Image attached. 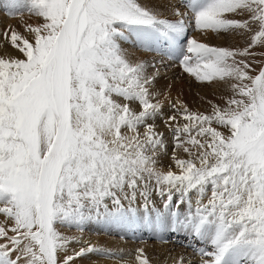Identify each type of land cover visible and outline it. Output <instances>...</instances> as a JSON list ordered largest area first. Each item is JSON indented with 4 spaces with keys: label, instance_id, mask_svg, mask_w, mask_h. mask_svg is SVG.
Masks as SVG:
<instances>
[{
    "label": "snow or ice",
    "instance_id": "snow-or-ice-1",
    "mask_svg": "<svg viewBox=\"0 0 264 264\" xmlns=\"http://www.w3.org/2000/svg\"><path fill=\"white\" fill-rule=\"evenodd\" d=\"M22 7L43 22L26 25L31 39L0 33L23 57L0 55V264L116 256L61 231L93 223L184 235L197 264H264V0H181L171 19L153 0H10L9 15ZM190 29L249 35L221 47ZM164 45L198 81L227 86L223 106L169 100L164 119L159 70L133 51ZM135 260L150 264L143 248Z\"/></svg>",
    "mask_w": 264,
    "mask_h": 264
},
{
    "label": "rangeland",
    "instance_id": "rangeland-1",
    "mask_svg": "<svg viewBox=\"0 0 264 264\" xmlns=\"http://www.w3.org/2000/svg\"><path fill=\"white\" fill-rule=\"evenodd\" d=\"M26 2L27 0H25ZM162 2L161 0H153L162 17L175 18L174 9L180 6L181 0H164L165 3ZM9 4L10 0H0V33L11 28L31 39V34L26 32V25L29 23L35 25L43 21L35 15L30 14L27 7L20 9V13L22 14L10 16ZM236 18L242 19L244 17L238 16ZM189 35L215 46L243 48L246 46L249 34H241L242 37L235 33L221 34L219 36L212 33L202 35L199 31L190 29ZM125 47L130 46L125 45ZM166 48L167 45H164L160 51H150L146 48L133 49L136 57L155 64L159 70L154 90L161 93L158 98L165 103L163 109L164 119L172 114V109L168 103L169 100L173 103L179 101L183 105H186L190 111H198L204 114H210L213 105L223 106L224 99L223 101H219L218 93L221 89H228L225 87V84L219 81L212 83L198 81L194 76L183 70L179 60L172 58L164 51ZM9 54L11 57L23 58L18 51H14L11 47H7L6 43L0 42V55L8 56ZM230 95L231 92L226 94L224 98ZM156 123L158 131L164 133L167 145L166 152H162L160 155L159 166L167 171L169 165L173 164L171 159L174 146L173 140L171 132L166 127L163 119H158ZM177 155L185 157L182 151H178ZM173 170H176L174 165ZM2 220L3 217L0 216V221ZM61 231L69 236L81 237L83 241L94 244L98 248L108 249L117 253L116 256L89 253L84 258H78L75 264H137L135 255L136 250L140 248L144 249L150 260V264H177L181 256H183L184 264H197L200 259L199 254L193 248L188 247L189 244L198 242L167 230L141 228L138 226L133 232L126 229L121 230L109 227L102 223H93L86 226L83 232H79L75 228H62ZM80 246V244L74 243L72 248L78 250Z\"/></svg>",
    "mask_w": 264,
    "mask_h": 264
},
{
    "label": "bare ground",
    "instance_id": "bare-ground-1",
    "mask_svg": "<svg viewBox=\"0 0 264 264\" xmlns=\"http://www.w3.org/2000/svg\"><path fill=\"white\" fill-rule=\"evenodd\" d=\"M161 1L164 2V0H161ZM165 1H169V0H165ZM163 2H162V3H163ZM164 3H165V2H164ZM166 18H168V17H166ZM241 37H242V35H241ZM238 38L240 39V37H238ZM223 46H225V45H223ZM225 47H226V46H225ZM227 47H230V46H227ZM225 87H227V86L225 85ZM217 89H218V88H217ZM228 93H230V91H229L228 89H225V90H224V89H223V90L221 89V90H219V93H218V97H219V99H218V100H219V101H221V100L223 101L222 97H225V95L228 94ZM101 264H103V263H101Z\"/></svg>",
    "mask_w": 264,
    "mask_h": 264
}]
</instances>
